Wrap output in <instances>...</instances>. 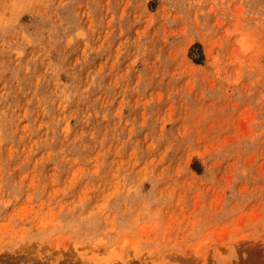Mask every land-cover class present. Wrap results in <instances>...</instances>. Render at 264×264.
<instances>
[{
    "label": "rangeland",
    "instance_id": "obj_1",
    "mask_svg": "<svg viewBox=\"0 0 264 264\" xmlns=\"http://www.w3.org/2000/svg\"><path fill=\"white\" fill-rule=\"evenodd\" d=\"M0 264H264V0H0Z\"/></svg>",
    "mask_w": 264,
    "mask_h": 264
}]
</instances>
